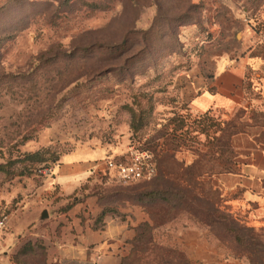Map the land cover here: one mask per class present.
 <instances>
[{
  "label": "rangeland",
  "instance_id": "obj_1",
  "mask_svg": "<svg viewBox=\"0 0 264 264\" xmlns=\"http://www.w3.org/2000/svg\"><path fill=\"white\" fill-rule=\"evenodd\" d=\"M241 59L259 101L194 112L218 67ZM261 79L264 0H0V257L30 247L21 264H48L47 231L93 230L107 210L135 222L119 264H209L199 244L264 264V237L247 232L262 225L232 215L213 178L235 169V136L264 148ZM141 154L151 181L107 168ZM65 158L90 167L67 194L54 181Z\"/></svg>",
  "mask_w": 264,
  "mask_h": 264
},
{
  "label": "crops",
  "instance_id": "obj_2",
  "mask_svg": "<svg viewBox=\"0 0 264 264\" xmlns=\"http://www.w3.org/2000/svg\"><path fill=\"white\" fill-rule=\"evenodd\" d=\"M249 65V62L243 59L220 65L211 91L201 93L192 101L194 112L207 113L212 110L227 113L249 108L252 103L259 101L251 100L249 89L246 87ZM261 83L262 85H257L263 99L262 79ZM233 146L237 154L236 171L221 173L213 177L214 182L230 210L250 222L264 225V148L258 146L248 134L235 136ZM89 169L90 167L75 159L65 158L55 170L54 181L67 194L77 189L81 181L88 177ZM133 220L128 217L129 222H122L117 217L106 218L101 231L80 227V231L74 236L66 231L63 234L52 231L48 234L47 231L43 238L47 240L50 250L49 254L46 252L48 264H119L134 235ZM146 221L147 217L142 215L138 223ZM18 251L12 252L13 255ZM192 251L209 264H245L240 260L227 258L226 255L218 256L210 246L207 249L199 244V247ZM0 264L15 263L10 254L4 253V257H0Z\"/></svg>",
  "mask_w": 264,
  "mask_h": 264
},
{
  "label": "built area",
  "instance_id": "obj_3",
  "mask_svg": "<svg viewBox=\"0 0 264 264\" xmlns=\"http://www.w3.org/2000/svg\"><path fill=\"white\" fill-rule=\"evenodd\" d=\"M107 168L124 182L151 181L156 176V165L149 156L142 154L129 157L126 162L118 164L111 161Z\"/></svg>",
  "mask_w": 264,
  "mask_h": 264
},
{
  "label": "trees",
  "instance_id": "obj_4",
  "mask_svg": "<svg viewBox=\"0 0 264 264\" xmlns=\"http://www.w3.org/2000/svg\"><path fill=\"white\" fill-rule=\"evenodd\" d=\"M251 85H252V82H250V81L247 80L246 81V87L249 89ZM131 112H132V123H133L132 124V128L134 129L135 132H137L140 128L144 127V125H145V124L142 123V119H140L141 118V114L143 112L136 113L133 110H131ZM207 113H209V112H207ZM26 159L27 160H30L32 162V164H41V163H45L46 162V160L39 159V154H37V153L28 155L26 157ZM43 168H47V166H44ZM43 168H41V169H43ZM235 171H236V165H235V169L234 170H227V172H235ZM228 210H230V209L228 208ZM230 211H231V214L234 215V216H236L237 218L240 216V214H238L237 212L234 213L232 210H230ZM107 214H109V212L107 210H104L99 215V217L97 218V220L95 222V225L93 227V230L94 231H101L103 229V226L102 227H99L98 225H100V223H102V222L104 223V221H105L104 219L107 216ZM241 218L247 220L244 217H241ZM143 224H144V227L148 225L147 222L146 223H143ZM259 225H262V226H260V227H255V226H251V227L249 226V227H247L248 228V231L247 232H254V231L256 232L257 231V232L261 233L260 238L261 237H264V225L263 224H259ZM29 248L30 247H26V248L23 247V248H21L18 251V253L15 256L16 258H14L15 259L14 260V263L15 264H21V262H19L18 259L21 258V257H25L28 252L33 251L31 248L30 249Z\"/></svg>",
  "mask_w": 264,
  "mask_h": 264
},
{
  "label": "water",
  "instance_id": "obj_5",
  "mask_svg": "<svg viewBox=\"0 0 264 264\" xmlns=\"http://www.w3.org/2000/svg\"><path fill=\"white\" fill-rule=\"evenodd\" d=\"M48 218V212L47 211H44L41 215V220H45Z\"/></svg>",
  "mask_w": 264,
  "mask_h": 264
}]
</instances>
